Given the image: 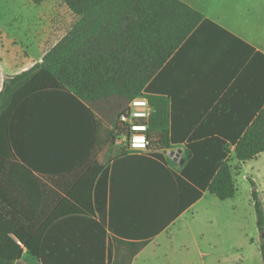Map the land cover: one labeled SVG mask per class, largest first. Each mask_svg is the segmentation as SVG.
Listing matches in <instances>:
<instances>
[{"label":"crops","instance_id":"crops-1","mask_svg":"<svg viewBox=\"0 0 264 264\" xmlns=\"http://www.w3.org/2000/svg\"><path fill=\"white\" fill-rule=\"evenodd\" d=\"M183 1L205 18L145 90L169 100L171 146L155 154L148 149L127 152L112 161L105 196L107 146L102 137L96 138L90 115L75 101L69 112L61 114L64 102L59 96L40 95L28 101L36 110L48 112L26 113L18 122L13 145L20 159L34 173L78 175L54 204L52 227L41 237L45 254L55 264H138L147 252L154 254L181 236L182 227L190 225L196 208L208 198L204 186L221 164L226 160L238 164L236 143L264 107V0ZM39 43L36 52L40 53L30 57L2 63L0 55V91L7 76L43 60L48 50H44L45 42ZM5 46L11 51V44ZM98 162L99 173L96 169L92 174ZM247 162L241 163L236 176ZM90 173L95 184L79 190L92 193L87 196L92 201L91 215L68 199V193ZM53 188L62 191L57 185ZM16 190L40 189L22 185ZM198 190L201 196L189 200V191ZM22 198L19 201L25 203ZM39 202L37 194L30 201L35 206ZM111 203L114 221L124 234L109 230ZM135 231L148 234L135 236ZM183 247L191 249L189 243ZM19 262L42 264L27 249Z\"/></svg>","mask_w":264,"mask_h":264},{"label":"trees","instance_id":"trees-1","mask_svg":"<svg viewBox=\"0 0 264 264\" xmlns=\"http://www.w3.org/2000/svg\"><path fill=\"white\" fill-rule=\"evenodd\" d=\"M31 1L42 4L46 0ZM62 1L77 16L69 31L45 53L41 62L7 76L0 91V264L18 263L24 249L42 264H55V260L45 254L47 250L41 237L52 227L54 204L75 184L78 176L34 173L29 163L20 159L13 145L18 122L26 113L48 112L36 110L28 101L40 95L59 96L64 102L59 110L61 114L69 112L70 104L75 101L90 115L96 138L102 137L104 147L107 146L104 150L105 196L111 162L128 155L126 150L114 146V136L120 116L132 99L145 95L154 108L147 121L148 152L155 154L170 148L169 100L148 95L145 90L205 18L183 0ZM262 153L264 107L236 143L238 164L224 161L204 188L221 200L234 198L241 163ZM99 164L94 166L92 174L96 169L99 173ZM91 173L68 193V199L77 202L90 215L93 214L92 201L87 196L92 193L80 191L79 187L95 184ZM22 185L40 190L21 193L16 189ZM55 185L62 191L54 190ZM190 191L189 200L201 196L200 190L195 194ZM36 194L41 201L37 206L30 203ZM21 195L25 203L19 201ZM253 200L257 225L263 233L264 201L257 188L253 191ZM110 207L109 230L124 234L114 221L112 203ZM134 234L148 233L135 231ZM260 247L264 261V237Z\"/></svg>","mask_w":264,"mask_h":264},{"label":"rangeland","instance_id":"rangeland-1","mask_svg":"<svg viewBox=\"0 0 264 264\" xmlns=\"http://www.w3.org/2000/svg\"><path fill=\"white\" fill-rule=\"evenodd\" d=\"M76 19L62 0L42 4L0 0L1 62L40 53L39 49L36 52L40 41L45 42L44 50H49ZM10 44L11 51L5 49ZM248 161L236 176L238 191L234 198L221 200L209 194L196 208L190 225L182 227L181 236L157 248L154 254L147 252L138 264H264L260 247L264 232L258 228L253 200L257 188L264 201V154ZM185 243L191 245L189 251L183 247Z\"/></svg>","mask_w":264,"mask_h":264},{"label":"built area","instance_id":"built-area-1","mask_svg":"<svg viewBox=\"0 0 264 264\" xmlns=\"http://www.w3.org/2000/svg\"><path fill=\"white\" fill-rule=\"evenodd\" d=\"M154 108L145 95L132 99L120 116L114 144L128 153L146 151L150 145L148 120Z\"/></svg>","mask_w":264,"mask_h":264},{"label":"water","instance_id":"water-1","mask_svg":"<svg viewBox=\"0 0 264 264\" xmlns=\"http://www.w3.org/2000/svg\"><path fill=\"white\" fill-rule=\"evenodd\" d=\"M262 235H263V237H264V233H263ZM16 264H20V262H18V263H16Z\"/></svg>","mask_w":264,"mask_h":264}]
</instances>
